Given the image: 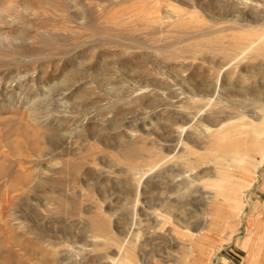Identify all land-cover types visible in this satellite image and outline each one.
<instances>
[{"label": "rangeland", "instance_id": "374dc122", "mask_svg": "<svg viewBox=\"0 0 264 264\" xmlns=\"http://www.w3.org/2000/svg\"><path fill=\"white\" fill-rule=\"evenodd\" d=\"M260 1L0 0V264H264V155L238 225L205 184L236 156L208 132L264 105L211 44Z\"/></svg>", "mask_w": 264, "mask_h": 264}, {"label": "bare ground", "instance_id": "6f19581e", "mask_svg": "<svg viewBox=\"0 0 264 264\" xmlns=\"http://www.w3.org/2000/svg\"><path fill=\"white\" fill-rule=\"evenodd\" d=\"M248 1V5H251L253 9H256L257 7L259 9V3L262 2L260 0ZM240 22L245 24L246 20H241ZM237 29L241 32L240 38L233 40L229 46L223 47L222 50H219L216 44H211L212 53L221 51L223 58L226 61L224 65H228L225 69L220 67L221 71L218 73V76L221 75L222 77V74L224 75L226 70V74H232V70L240 68L242 64L249 61H261L259 69L264 70V25L257 28H253L250 25H241ZM216 89H219L218 84L216 85ZM216 101L213 99L212 104H214V102H218ZM258 107L260 114L256 122L247 120L244 117H238L240 123L226 131H220V128L211 131L207 129V131H210L208 132V139L210 143L221 144L225 140H230L232 143L224 148L228 149L229 147H234L236 150V156L230 164L224 165L223 168L216 169L218 177L212 181L205 182V184H208V186L211 187L215 194H221L220 197L222 195L226 197H228V195H232V199H234V202L231 203L226 201L222 202L221 199L217 198L212 201L213 206L211 220H217L218 222L217 225H213V222L211 221L210 225H212V227H217L219 223L223 224L225 220L227 221L228 219H232V221L236 222L237 225L239 224L240 220L237 217V214L241 205L237 202L240 200V192L243 188L250 185V182L252 181L251 176L255 173L257 168L261 167L263 164L264 105H259ZM195 125L198 126L199 123ZM196 132L198 131L196 130ZM198 133L200 134V132ZM205 133L206 130L204 134ZM205 138L207 139V137ZM238 163H241V165H238ZM247 224L250 229L253 228V220H248ZM192 249L195 250L194 248ZM196 250L199 249L196 248ZM203 257L204 255H201L200 258H196L195 253L192 254L190 257V260L192 261L191 264H199L205 259Z\"/></svg>", "mask_w": 264, "mask_h": 264}]
</instances>
